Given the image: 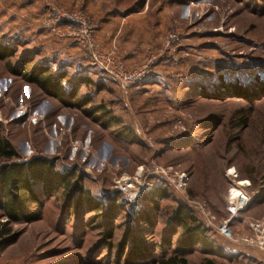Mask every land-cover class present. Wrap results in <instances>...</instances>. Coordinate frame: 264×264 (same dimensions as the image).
Returning a JSON list of instances; mask_svg holds the SVG:
<instances>
[{"label":"rangeland","instance_id":"obj_1","mask_svg":"<svg viewBox=\"0 0 264 264\" xmlns=\"http://www.w3.org/2000/svg\"><path fill=\"white\" fill-rule=\"evenodd\" d=\"M117 9L102 43L97 20ZM61 11L95 21L103 51L128 70L149 61L150 74L120 89L55 21ZM0 48L11 52L0 58V123L19 156L12 161L42 157L68 175L51 196L39 190L43 207L29 205L37 219L9 226L18 234L0 246L1 264H156L134 261L131 247L139 240L159 252L179 203L215 242L212 252L197 245L188 264H244L216 253L232 244L260 249L244 240L251 223L264 222V200L232 221L227 206L232 189L250 198L264 186V0H0ZM27 61L25 72L63 74L64 91L92 81L75 98H56L25 78ZM155 186L168 191L157 210L135 203ZM78 190L102 203L94 208ZM139 208L152 212L151 226L137 219ZM181 232L174 227L167 252Z\"/></svg>","mask_w":264,"mask_h":264},{"label":"trees","instance_id":"obj_2","mask_svg":"<svg viewBox=\"0 0 264 264\" xmlns=\"http://www.w3.org/2000/svg\"><path fill=\"white\" fill-rule=\"evenodd\" d=\"M4 49L5 50H2V48H0V51L2 50L0 52V58H4L11 53L7 48ZM30 63L31 61L29 63L27 61L25 65L21 66L25 78L38 85L40 88H43L48 94L54 95L56 98L62 96H71L72 98H75L77 96V88L80 85H87L92 81L89 78H82L78 80L77 83L79 84L74 86V82V84H72L73 86L71 85L67 91H64L60 82L64 77L63 74H49L48 68L45 66H33L29 72H25L26 65ZM15 70L16 68L11 69L12 72H15ZM260 85H262V83ZM236 89L241 92L239 87ZM89 102V98H85L79 102V105ZM1 126L0 123V158H3L7 162L0 166V210L3 212L4 216V221L0 222V236L3 237L0 238V246L5 247L12 244L17 238L18 233H12L9 228L12 223L29 222L37 219L38 213L31 211L29 205L34 204L37 207V210L43 207L39 190L45 197L51 196L53 193L51 189L63 185V181L68 175L55 170V164H53L51 160L42 157L27 161H12L13 159H18L19 156L11 144L1 135ZM39 184L41 185V188L37 189L36 186H39ZM68 184H70V182H68ZM74 187L76 186L74 185ZM74 187L71 189V192L75 191ZM79 192L84 195V200L86 199L94 208L99 207L102 203L101 201L92 198L88 192L78 190V193ZM167 196L168 191L166 187L155 186L150 191L138 196L135 203L145 201L152 209L157 210L159 208V201ZM117 199V193L108 198L107 202L109 201V209H113L117 206ZM263 200L264 186L261 185L258 188V194L252 196V201L260 203L263 202ZM138 211L139 213H137L136 217L143 225L151 226L152 223H154V216L152 212L149 211V208H143L142 210L139 208ZM171 214V218L168 220L170 234H168L167 238H163L161 242H159V247L156 245L159 252H154L155 247L149 242L146 243L135 240V243L131 247L133 251L129 256L130 258L133 257L134 261L138 262L153 259L156 264H188L186 255L192 253L197 245L201 249L207 248L208 250L206 251L212 252V247L215 245V242H212L213 240H208L206 234L207 228L197 222L190 208L184 207L183 204L179 203L177 208ZM104 217H106V214ZM174 227L181 228L182 232L177 238L178 241L175 246H173V249L167 252V250L172 247L171 236L174 235ZM215 249L216 252L223 251L219 245H217V248ZM223 252V254L220 252L216 254L228 257L227 253L225 251ZM200 264L212 263L211 261L206 260Z\"/></svg>","mask_w":264,"mask_h":264},{"label":"built area","instance_id":"obj_3","mask_svg":"<svg viewBox=\"0 0 264 264\" xmlns=\"http://www.w3.org/2000/svg\"><path fill=\"white\" fill-rule=\"evenodd\" d=\"M81 13L82 12L70 13L61 11L60 14L56 17L55 21L58 24H63L65 27H67L69 34H72L74 38L76 37L77 43H79L81 47L87 52L89 62L93 67L103 71L106 75L111 77L112 80L118 85V87L123 90L136 85L138 82L142 81L150 74L151 62L149 61L143 63L138 68L128 70L119 59L113 57L112 55H110V53L103 51L95 39L97 23L95 21H87V17L85 18L84 16H82L83 13ZM177 41L178 36L174 32H170L166 36L167 46H174ZM257 193L258 192H256L254 195H256ZM251 201L252 197L248 198L241 191L239 194H236L232 189L230 202L227 206V213L229 214V218L227 221H232L233 219L237 218L239 213L245 210ZM225 226H227V224L223 223L220 226V231H223V228ZM250 228L252 230V234L244 241H247L249 244L255 245L261 250H264V222L257 221L251 223Z\"/></svg>","mask_w":264,"mask_h":264},{"label":"crops","instance_id":"obj_4","mask_svg":"<svg viewBox=\"0 0 264 264\" xmlns=\"http://www.w3.org/2000/svg\"><path fill=\"white\" fill-rule=\"evenodd\" d=\"M116 12L117 13H112L111 11H108L106 13V15L99 16V18L97 20L99 23V29L97 31V36H98V34L100 36L101 31H105V29H107L110 22L114 21L115 17H117L114 14L121 15V13H122V11H119L118 9L116 10ZM119 12H121V13H119ZM100 38H101V42L104 43L103 38L101 36H100ZM100 38H99V40H100ZM134 54H137V53L132 51L131 54H129V55H134ZM128 60H130V59H128ZM234 190H235V188H234ZM237 190H239V189H237ZM256 191L258 192V190H256ZM260 197H261V195H260ZM253 202H250V204H248L247 207H249L251 205V203H253ZM243 211H246V209ZM241 213H243V212H241ZM245 218L246 217L242 218V221H245ZM243 246H244L243 249H240V248H238V246H235L233 244L230 245V247H227L226 253L228 255V260L236 262L240 259V257H243L245 260L244 264H264V250L253 248V247L246 246V245H243ZM0 264H1V262H0Z\"/></svg>","mask_w":264,"mask_h":264},{"label":"bare ground","instance_id":"obj_5","mask_svg":"<svg viewBox=\"0 0 264 264\" xmlns=\"http://www.w3.org/2000/svg\"><path fill=\"white\" fill-rule=\"evenodd\" d=\"M232 171H233V169H231V172H232ZM244 182H245V181H240L239 184H240V183H244ZM126 187L128 188V187H130V186H129V185H126ZM234 192H235V193H239V192H236L235 190H234Z\"/></svg>","mask_w":264,"mask_h":264}]
</instances>
